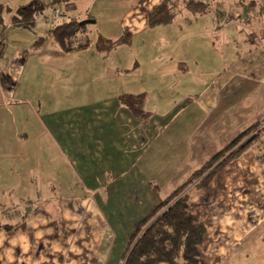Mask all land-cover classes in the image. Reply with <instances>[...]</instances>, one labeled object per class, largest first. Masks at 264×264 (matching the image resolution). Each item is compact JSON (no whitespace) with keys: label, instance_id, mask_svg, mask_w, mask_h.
<instances>
[{"label":"crops","instance_id":"obj_1","mask_svg":"<svg viewBox=\"0 0 264 264\" xmlns=\"http://www.w3.org/2000/svg\"><path fill=\"white\" fill-rule=\"evenodd\" d=\"M32 1L0 0L10 12L0 55V264H93L83 252L99 256L96 264H119L134 226L171 194L161 198L157 179L172 189L171 171L179 167L187 183L206 158L264 119V0H169L174 17L154 27L147 13L162 0H67L66 21H93L78 35L89 45L68 53L46 38L43 16L31 30L10 23ZM189 2L205 6L194 12ZM124 35L125 44L95 49L98 36L117 41ZM38 38L46 39L33 48ZM206 38L213 60L224 62L209 75L197 52ZM139 59L148 63L144 76ZM44 86L51 91L43 94ZM121 96L141 97L142 109L183 104L166 130L191 104L210 116L227 109L218 115L232 118L231 132L224 128L229 138L217 137L208 154L204 120L189 119L193 111L182 115L170 177L166 171L160 177L157 162L144 160L158 139L155 130L151 137L155 122L149 113L134 116ZM60 99L69 103L53 105ZM244 153L206 188L191 191L190 211L205 229L198 246L203 264H264V131ZM25 205L22 217L7 213L10 206L21 213ZM78 227L93 237L84 246Z\"/></svg>","mask_w":264,"mask_h":264},{"label":"trees","instance_id":"obj_2","mask_svg":"<svg viewBox=\"0 0 264 264\" xmlns=\"http://www.w3.org/2000/svg\"><path fill=\"white\" fill-rule=\"evenodd\" d=\"M65 1L67 0H51L43 5L40 0H33L29 5L16 10L10 17V23L16 27L31 30L38 17L43 16L47 21L50 14L46 17L44 11L48 8L51 10L60 9L65 16L61 9ZM204 6L196 2L187 4V7L194 12H201ZM9 13V9L0 4V55L3 54L5 46L1 39L6 27L3 18ZM174 15V7L170 1L162 0L147 13V24L151 27L164 25L169 23ZM80 22L73 19L58 21L54 25L48 24L50 28L46 38H52L60 50L65 53L83 49L89 45L90 41L87 38H78L87 25H80ZM128 37L129 35H124L117 41H110L98 36L95 49L99 52H108L120 44L127 43ZM45 39H36L32 47L36 48L42 45ZM72 44L73 46H71ZM74 44L76 45L74 46ZM2 81L6 84L7 78L2 76ZM119 101L127 106L134 116L142 119L148 116V113H145L141 107V97L121 96ZM262 131H264V119L252 125L227 147L215 153L200 169L192 173L185 185L156 204L148 215L134 226L125 244L119 264H203L198 246L203 241L205 229L201 219L190 211L191 191L206 188L213 178L231 160L239 157L246 145ZM254 132L256 133L251 135ZM243 141L245 142L243 143ZM190 186L191 188H189ZM18 208L10 206L7 208V213L22 217L28 211L26 209L21 213H14Z\"/></svg>","mask_w":264,"mask_h":264},{"label":"rangeland","instance_id":"obj_3","mask_svg":"<svg viewBox=\"0 0 264 264\" xmlns=\"http://www.w3.org/2000/svg\"><path fill=\"white\" fill-rule=\"evenodd\" d=\"M90 34H91V37L94 35L93 33H90ZM207 39L208 38H206L205 40H202L199 43V45L197 47V52L200 51L201 58L203 60V63L206 65L207 74L209 75V74H212L213 68L215 70L217 69L218 66L220 68H222L224 62H222V61L221 62H217V61L213 60V55L210 52L207 51L210 48ZM76 40H79V39L76 38ZM75 45L76 44H74V46ZM71 46H73V44ZM201 49H204V51H202ZM145 64L147 65L148 63L143 62L141 59H139V68L138 69L140 71H142L140 73L142 76L146 75L147 72H148V70L145 68ZM207 74H206V76H207ZM206 82H208V81H206ZM43 88L45 89L43 94L51 91L50 89L49 90L46 89V88H48V86H44ZM87 89L88 88H85L83 91H85ZM72 94L75 97L76 93H72ZM15 95L20 97V92L16 91ZM52 95H53V93L52 94H48V96H52ZM191 96L192 97L196 96V93L191 94ZM68 103H69V99H60L57 103H54L53 105L64 106L65 104H68ZM158 105L162 106L163 104L161 102H159ZM182 106H183V104H179V105H175L174 104V105H171V107H169V108L148 109L147 105H146V107L143 109L146 113L151 114V117H150L151 121L155 122V126H153V125L150 126L151 137L153 135V130H155V134L157 135V138H158L156 140V142L154 143V145L152 144L151 148L144 155V157H145L144 160L147 159V157L148 158L150 157L149 162H152V161L154 162V160H155V162H157L156 163V167H155V171L158 173V175L160 177L163 176L162 174H164L165 171L167 172L165 174V177L166 178L170 177V171H171L173 166H169L168 167V165L170 164V160L169 159L173 155V151H175L176 147H177V145H175L176 136H177V134L180 131H182V128H183V122L180 121V118H182L184 116H187L188 112L193 111V114H194V115L190 114L189 115V117H190L189 119H192L193 117L199 116V118L204 120V125H205L204 129H205V132H206V134H205L206 143L211 140L210 143H209L210 145H209L208 154H210L213 151L214 146L218 147V144H217V141H216L217 137L221 136V139H226V138L228 139L229 138V135H227V133L225 132V129H228L227 132H231V130L229 129L228 126L230 125V122H231L232 118L230 119L229 115H227L226 117H220V115H218V112L220 111L219 109H218L219 111L218 110L216 111V114H212L211 116L208 115L206 113V111H204V114H202V113L199 112L198 109L196 110L195 105H192V104L190 105L191 109H188L184 115L182 114L183 115V116L181 115L182 117L179 116L182 111H180L177 115H175L174 118H176L178 116L179 117L172 123V126L169 128V130H166L167 126H165V124H166L168 118L170 117V115L173 116L177 112V110L182 108ZM226 111H227V109L223 110V111H220V112H226ZM240 118H242V114L241 113L239 114L238 118H236V120H239ZM182 121H183V118H182ZM222 122H225L226 125H223ZM232 126H234V125H232ZM230 137H232V136H230ZM226 141L227 140H225L224 142H226ZM244 142L245 141H243V143ZM179 143H180V141H179ZM142 147H144L143 144H141V148ZM249 150H250V148H249ZM213 152H215V151H213ZM243 153H244V151L241 154H243ZM210 156H212V155H210ZM209 157L206 158L205 160H208ZM141 163L142 162L138 163L137 165H139ZM165 165H166V167H165ZM171 172L177 178V180L172 184L173 185L172 189H165V187L168 184H166L163 180L160 183L159 178L157 179L159 187H160V195L162 196L161 198H164V197L168 196L173 191H175L178 188H180L181 186L185 185L184 181L186 182V179H187L186 169L183 168V170H182V169H180L178 167L177 170H172ZM189 188H191V186ZM20 208L15 210L14 213H18ZM26 208L27 207L24 206V209H26ZM86 229H87V233L86 234H88V235H86L84 233V229L83 228H81V227L77 228L76 235H77L78 245L84 246L85 245V240H90V239L93 238L91 236V234L88 233V228H86ZM80 257L83 260H87V261L90 258H92L93 264H96V261L98 260L99 256H97L96 254H92V257H90V254H86L85 255L84 252H83L82 255H80ZM87 257H88V259H87ZM114 262L115 261H112V262H110L108 264H112ZM104 264H107V263L104 262Z\"/></svg>","mask_w":264,"mask_h":264},{"label":"built area","instance_id":"obj_4","mask_svg":"<svg viewBox=\"0 0 264 264\" xmlns=\"http://www.w3.org/2000/svg\"><path fill=\"white\" fill-rule=\"evenodd\" d=\"M66 20V17L62 14L60 9H52L50 12V16L47 18V22L49 25H54L58 21ZM25 207H27L25 205Z\"/></svg>","mask_w":264,"mask_h":264},{"label":"water","instance_id":"obj_5","mask_svg":"<svg viewBox=\"0 0 264 264\" xmlns=\"http://www.w3.org/2000/svg\"><path fill=\"white\" fill-rule=\"evenodd\" d=\"M93 21L92 20H84L80 22V25H84V24H92Z\"/></svg>","mask_w":264,"mask_h":264}]
</instances>
